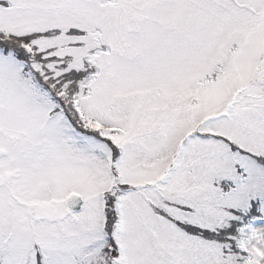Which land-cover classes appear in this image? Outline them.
<instances>
[{
    "label": "snow or ice",
    "instance_id": "obj_1",
    "mask_svg": "<svg viewBox=\"0 0 264 264\" xmlns=\"http://www.w3.org/2000/svg\"><path fill=\"white\" fill-rule=\"evenodd\" d=\"M0 264H264V0H0Z\"/></svg>",
    "mask_w": 264,
    "mask_h": 264
}]
</instances>
